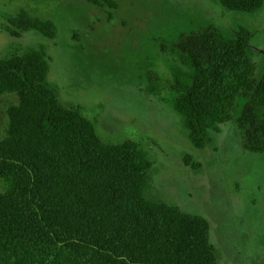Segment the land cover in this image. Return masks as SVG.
<instances>
[{
    "label": "trees",
    "instance_id": "trees-1",
    "mask_svg": "<svg viewBox=\"0 0 264 264\" xmlns=\"http://www.w3.org/2000/svg\"><path fill=\"white\" fill-rule=\"evenodd\" d=\"M108 11L117 0H84ZM252 13L264 0H215ZM12 36L54 39L53 23L25 11L8 19ZM251 32L214 24L160 40L168 74L140 67L139 89L168 104L190 143L233 121L245 150L264 154V72L256 73ZM44 48L0 59V95L16 94L0 139V264H219L205 217L147 197L152 161L141 145L104 142L78 106L65 107L48 81ZM184 163L199 164L189 154Z\"/></svg>",
    "mask_w": 264,
    "mask_h": 264
},
{
    "label": "rangeland",
    "instance_id": "rangeland-1",
    "mask_svg": "<svg viewBox=\"0 0 264 264\" xmlns=\"http://www.w3.org/2000/svg\"><path fill=\"white\" fill-rule=\"evenodd\" d=\"M108 11L84 0H0V59L42 47L50 56L48 81L62 106H78L104 142H138L152 161L147 194L202 215L219 264H264V154L244 149L233 121L209 132L210 143L195 148L181 117L139 89L140 67L168 74L160 40L214 24L247 28L256 73L264 72V3L252 13L224 9L215 0H117ZM20 11L50 21L54 39L35 31H6ZM16 94L0 95V139ZM189 154L199 164L184 163Z\"/></svg>",
    "mask_w": 264,
    "mask_h": 264
},
{
    "label": "water",
    "instance_id": "water-1",
    "mask_svg": "<svg viewBox=\"0 0 264 264\" xmlns=\"http://www.w3.org/2000/svg\"><path fill=\"white\" fill-rule=\"evenodd\" d=\"M257 50V49H256ZM258 51V50H257Z\"/></svg>",
    "mask_w": 264,
    "mask_h": 264
}]
</instances>
